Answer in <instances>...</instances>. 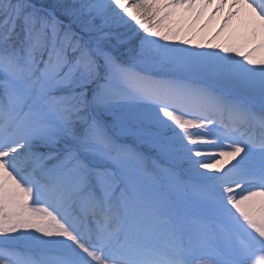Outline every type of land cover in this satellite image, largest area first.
Segmentation results:
<instances>
[{"label": "snow or ice", "instance_id": "obj_1", "mask_svg": "<svg viewBox=\"0 0 264 264\" xmlns=\"http://www.w3.org/2000/svg\"><path fill=\"white\" fill-rule=\"evenodd\" d=\"M0 264H264V0H0Z\"/></svg>", "mask_w": 264, "mask_h": 264}, {"label": "bare ground", "instance_id": "obj_2", "mask_svg": "<svg viewBox=\"0 0 264 264\" xmlns=\"http://www.w3.org/2000/svg\"><path fill=\"white\" fill-rule=\"evenodd\" d=\"M211 11H213V9H209L208 10V12H211ZM224 11L226 12L227 9L225 8ZM222 18H223V13H220L217 16H214L213 17V20H212L211 24L208 26V28L209 29H215L216 27H218L219 24H220V22H221V20H222ZM205 19H207V13L205 14ZM199 26H203V21H201V23H200ZM187 47L189 48L190 51L193 50L190 45L187 46ZM234 58H237L238 59L239 57H234Z\"/></svg>", "mask_w": 264, "mask_h": 264}]
</instances>
